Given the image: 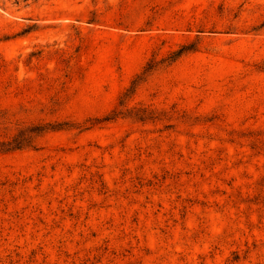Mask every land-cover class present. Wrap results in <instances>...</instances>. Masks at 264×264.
Wrapping results in <instances>:
<instances>
[{
    "label": "rangeland",
    "instance_id": "obj_1",
    "mask_svg": "<svg viewBox=\"0 0 264 264\" xmlns=\"http://www.w3.org/2000/svg\"><path fill=\"white\" fill-rule=\"evenodd\" d=\"M0 264H264V0H0Z\"/></svg>",
    "mask_w": 264,
    "mask_h": 264
},
{
    "label": "trees",
    "instance_id": "obj_2",
    "mask_svg": "<svg viewBox=\"0 0 264 264\" xmlns=\"http://www.w3.org/2000/svg\"><path fill=\"white\" fill-rule=\"evenodd\" d=\"M2 146H4V145H2Z\"/></svg>",
    "mask_w": 264,
    "mask_h": 264
}]
</instances>
